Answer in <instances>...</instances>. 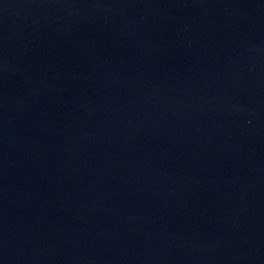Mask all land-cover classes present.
I'll use <instances>...</instances> for the list:
<instances>
[{"label":"water","instance_id":"1","mask_svg":"<svg viewBox=\"0 0 264 264\" xmlns=\"http://www.w3.org/2000/svg\"><path fill=\"white\" fill-rule=\"evenodd\" d=\"M0 264H264V0H0Z\"/></svg>","mask_w":264,"mask_h":264}]
</instances>
